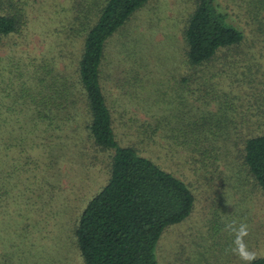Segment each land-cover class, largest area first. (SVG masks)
<instances>
[{
	"label": "rangeland",
	"instance_id": "rangeland-1",
	"mask_svg": "<svg viewBox=\"0 0 264 264\" xmlns=\"http://www.w3.org/2000/svg\"><path fill=\"white\" fill-rule=\"evenodd\" d=\"M83 1L35 0L28 37L14 49L1 40L0 87L7 63L22 75L32 69L34 78L53 67L66 79L56 85L66 89L59 100L73 101L68 113L54 111L59 117L44 133L33 124L32 172L7 179L0 144V264H84L75 228L108 179L112 150L93 144L74 76L68 86ZM215 1L243 34L237 47L187 64L183 30L194 0H147L107 37L99 65L117 145L133 148L192 195L189 214L159 235L156 264H244L230 251L234 236L225 225L233 221L248 225L245 243L264 256V196L244 165L240 138L231 142L246 127L244 116L264 111V0ZM207 113L215 133H192Z\"/></svg>",
	"mask_w": 264,
	"mask_h": 264
},
{
	"label": "trees",
	"instance_id": "trees-1",
	"mask_svg": "<svg viewBox=\"0 0 264 264\" xmlns=\"http://www.w3.org/2000/svg\"><path fill=\"white\" fill-rule=\"evenodd\" d=\"M34 1L0 0V44L2 39L8 40L14 49L19 40L28 37L25 31L33 20L28 15L33 13ZM146 1L84 0L75 33L82 43L75 69L68 76V86L74 76L80 86L88 117L87 133L93 144L112 150L108 179L88 201L75 228L76 246L84 264H156L154 248L162 230L185 218L192 207V195L182 181L133 148L117 145L99 83V65L107 37ZM226 16L215 0H194L183 30L187 64L206 63L218 51L237 47L243 41L241 30ZM28 65L33 67V60ZM4 69L5 84L0 87V144L5 155L2 164L8 167L5 176L9 179L14 172H32L33 157L27 152L33 154V124L40 123L44 133L59 117L54 111L68 113L73 100H59L64 98L61 93H66L65 88L56 89V85L66 81L65 77L62 82L59 80L64 75L62 71L50 67L34 78L32 69L25 75L9 63ZM66 113L63 114L68 118ZM211 116L207 113L199 117L201 126L192 133L214 134L206 126ZM241 121L247 125L240 136L233 132L231 142L240 140L243 144L244 165L264 196V111H255ZM233 122L236 120H229ZM31 162L32 168L28 165ZM253 264H264V256Z\"/></svg>",
	"mask_w": 264,
	"mask_h": 264
},
{
	"label": "clouds",
	"instance_id": "clouds-1",
	"mask_svg": "<svg viewBox=\"0 0 264 264\" xmlns=\"http://www.w3.org/2000/svg\"><path fill=\"white\" fill-rule=\"evenodd\" d=\"M225 230L229 231L234 236L230 251L243 261L244 264H253L258 257L257 253L250 250L245 243V237L249 235L248 225L241 222L237 226L236 222L233 221L232 223L225 225Z\"/></svg>",
	"mask_w": 264,
	"mask_h": 264
}]
</instances>
